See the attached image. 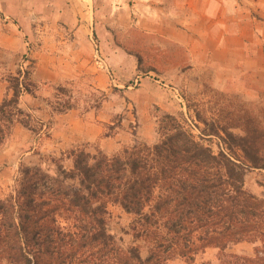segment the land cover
<instances>
[{"label": "rangeland", "instance_id": "374dc122", "mask_svg": "<svg viewBox=\"0 0 264 264\" xmlns=\"http://www.w3.org/2000/svg\"><path fill=\"white\" fill-rule=\"evenodd\" d=\"M56 7L40 0L0 2V102L12 95L11 78L28 88L18 116L28 125L15 120L0 144V199L22 165L60 161L69 168L75 148L113 155L135 142L155 143L164 114L214 151L223 143L201 120L227 126L232 113L250 110L264 124V70L220 69L200 59L192 68L186 52L135 26L127 11L109 18L104 8L89 20H71L56 18ZM244 187L264 196V171L248 169ZM107 208L109 231L145 256L130 229L133 215L116 204ZM254 247L243 241L226 253L250 256ZM219 254L208 247L191 263L174 258L166 264H219Z\"/></svg>", "mask_w": 264, "mask_h": 264}, {"label": "trees", "instance_id": "16d2710c", "mask_svg": "<svg viewBox=\"0 0 264 264\" xmlns=\"http://www.w3.org/2000/svg\"><path fill=\"white\" fill-rule=\"evenodd\" d=\"M10 88L0 102V144L15 120L28 125L18 120L28 88L19 77ZM229 120L227 126L201 120L222 141L217 151L164 114L153 144L135 142L113 155L75 148L69 168L60 161L22 165L0 199V263H191L215 247L219 264H264V196L244 187L248 169L264 171V124L250 110ZM108 204L133 215L130 229L145 256L109 231ZM243 241L255 244L252 255L226 253Z\"/></svg>", "mask_w": 264, "mask_h": 264}, {"label": "crops", "instance_id": "0c3cea01", "mask_svg": "<svg viewBox=\"0 0 264 264\" xmlns=\"http://www.w3.org/2000/svg\"><path fill=\"white\" fill-rule=\"evenodd\" d=\"M40 1L56 4V18L71 20H89L104 8L109 18L127 11L135 26L186 52L192 68L200 59L220 69L264 70V0Z\"/></svg>", "mask_w": 264, "mask_h": 264}]
</instances>
